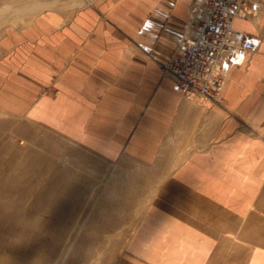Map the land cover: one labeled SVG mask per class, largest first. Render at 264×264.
I'll return each mask as SVG.
<instances>
[{"label": "crops", "instance_id": "0c3cea01", "mask_svg": "<svg viewBox=\"0 0 264 264\" xmlns=\"http://www.w3.org/2000/svg\"><path fill=\"white\" fill-rule=\"evenodd\" d=\"M194 0H0V112L119 170L109 264H264V13L220 105L163 72Z\"/></svg>", "mask_w": 264, "mask_h": 264}, {"label": "rangeland", "instance_id": "374dc122", "mask_svg": "<svg viewBox=\"0 0 264 264\" xmlns=\"http://www.w3.org/2000/svg\"><path fill=\"white\" fill-rule=\"evenodd\" d=\"M252 5L250 19H258L264 0ZM27 160L34 162L27 167ZM117 173L48 131L0 112V264H109L116 251L106 248L98 178Z\"/></svg>", "mask_w": 264, "mask_h": 264}, {"label": "built area", "instance_id": "2783aa9c", "mask_svg": "<svg viewBox=\"0 0 264 264\" xmlns=\"http://www.w3.org/2000/svg\"><path fill=\"white\" fill-rule=\"evenodd\" d=\"M254 9L252 0L193 1L191 31L182 36L176 57L162 66L185 96L221 104L229 70L241 66L258 48L259 39L232 27L237 17H253Z\"/></svg>", "mask_w": 264, "mask_h": 264}, {"label": "bare ground", "instance_id": "6f19581e", "mask_svg": "<svg viewBox=\"0 0 264 264\" xmlns=\"http://www.w3.org/2000/svg\"><path fill=\"white\" fill-rule=\"evenodd\" d=\"M33 162H34V161H28V160H27V161H25V164H26L27 167H28V165H29V164L32 165ZM35 163H36V162H35ZM35 168H36V167H35ZM36 169H37V168H36ZM30 170H31V168H30ZM32 173H33V175L36 174V172H34L33 169H32ZM35 176H36V175H35ZM56 186H60V182H59V181L56 182Z\"/></svg>", "mask_w": 264, "mask_h": 264}]
</instances>
